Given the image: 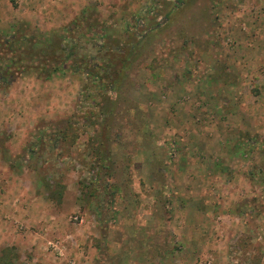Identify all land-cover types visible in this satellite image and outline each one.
<instances>
[{
	"label": "rangeland",
	"instance_id": "374dc122",
	"mask_svg": "<svg viewBox=\"0 0 264 264\" xmlns=\"http://www.w3.org/2000/svg\"><path fill=\"white\" fill-rule=\"evenodd\" d=\"M84 10L129 52L117 93L24 54ZM0 96V194L24 173L55 224L12 246L0 199V264H264V0H0Z\"/></svg>",
	"mask_w": 264,
	"mask_h": 264
},
{
	"label": "trees",
	"instance_id": "16d2710c",
	"mask_svg": "<svg viewBox=\"0 0 264 264\" xmlns=\"http://www.w3.org/2000/svg\"><path fill=\"white\" fill-rule=\"evenodd\" d=\"M100 24L102 25L96 19L90 20L87 11L84 10L78 20L72 23L71 29H62L63 33L55 37L53 35L54 43H51V38H45L43 46L29 42L30 49L23 50L24 54L31 52L37 57L41 77L45 81L56 74L71 71L83 76L88 89L101 91L106 95L117 93L130 70L127 59H124L129 52L123 51L119 44L112 47L107 40H101L98 36L91 39L86 37L87 29L96 30ZM70 33L73 36L66 40L65 35ZM131 48L138 49L139 45L135 43ZM113 49H116V53Z\"/></svg>",
	"mask_w": 264,
	"mask_h": 264
},
{
	"label": "crops",
	"instance_id": "0c3cea01",
	"mask_svg": "<svg viewBox=\"0 0 264 264\" xmlns=\"http://www.w3.org/2000/svg\"><path fill=\"white\" fill-rule=\"evenodd\" d=\"M66 2V1H64ZM1 97V96H0ZM11 105H12V100L10 101ZM20 105V103H18ZM0 106H1V100H0ZM18 106V105H15ZM14 106V107H15ZM13 108V107H12ZM1 109V107H0ZM25 105H20L18 106V112H20L22 115H24V117L27 115V113L25 112ZM21 119V118H20ZM19 125L17 127V132L12 134V140L16 139L17 141L20 140V138L24 137V133L27 131V127L23 125L25 123V118L22 119V121H18ZM13 142V141H12ZM20 141L17 142V144ZM14 143V142H13ZM222 147H218L213 145V147L210 148L211 150V154H215L219 157H221V160H223V149H219ZM27 158V157H26ZM18 170L17 171H12V174L10 175L12 177V196H9V193L7 192V190H4V194H0V199H2V201H4L5 203H7V201H9V198L11 197L12 199V209L11 208H5V211H1V214L5 216L6 212H12V218L11 216L9 218L12 219V246H19L20 249L23 250H30V247H34V245L37 243L36 240H38L37 238V234L40 233V236L45 235L46 237L49 235V230L52 229L55 224L54 223H50L48 220L44 219V215L41 212L42 208L39 207V205H35L34 202L36 200L32 199L31 196V191L32 189L36 188L35 187H31L29 186V184H25L26 183V176L25 174H18ZM205 182V181H204ZM28 183V181H27ZM30 183V182H29ZM7 195V197L5 196ZM210 206H207V210L210 211ZM215 209V208H213ZM35 213V214H34ZM34 216H36V219H34ZM198 218V216H197ZM203 220L205 219V217H202ZM202 220V219H201ZM8 222V221H7ZM6 222V223H7ZM200 223L198 225V227L201 229L203 228L205 231H207L208 229V222L204 221L202 223V221L198 222ZM8 226L6 227L5 225L0 224L1 228L5 229V232L3 234L5 235H9L10 233V226H11V222L7 223ZM197 225V224H196ZM34 227L36 228V234L35 233H30L29 232V227ZM212 228V227H211ZM191 229H192V233L196 232V228L194 226V224L191 223ZM235 232V230H229L228 233L233 234ZM35 234V236H34ZM33 235V236H32ZM197 235V234H194ZM43 241V240H42ZM210 240H203V243L208 242L209 243ZM202 245H205L203 244ZM26 244V246H24ZM29 246V247H28ZM248 255V259L251 256H254V254L256 255V251H248L246 253ZM228 253L226 250H222L218 255H217V261L218 264H225L229 258H228ZM228 258V259H227Z\"/></svg>",
	"mask_w": 264,
	"mask_h": 264
},
{
	"label": "built area",
	"instance_id": "2783aa9c",
	"mask_svg": "<svg viewBox=\"0 0 264 264\" xmlns=\"http://www.w3.org/2000/svg\"><path fill=\"white\" fill-rule=\"evenodd\" d=\"M74 220L77 221V217ZM198 264H211V261L208 259H203V260H200Z\"/></svg>",
	"mask_w": 264,
	"mask_h": 264
}]
</instances>
